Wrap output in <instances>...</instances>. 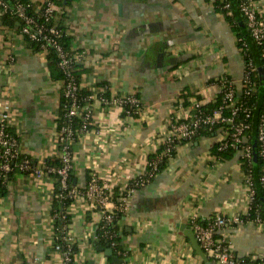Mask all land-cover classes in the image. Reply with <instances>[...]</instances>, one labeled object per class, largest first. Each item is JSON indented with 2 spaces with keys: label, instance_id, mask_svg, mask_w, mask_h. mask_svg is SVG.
Instances as JSON below:
<instances>
[{
  "label": "crops",
  "instance_id": "obj_1",
  "mask_svg": "<svg viewBox=\"0 0 264 264\" xmlns=\"http://www.w3.org/2000/svg\"><path fill=\"white\" fill-rule=\"evenodd\" d=\"M30 1L38 9L44 0ZM216 1L70 0L65 5L63 25L70 51L80 57V87L96 95L105 86L107 96L135 95L140 101L139 113L126 116L124 107L103 106L95 95L90 99L89 129L72 144L75 186L84 187L95 173L101 184L126 187L144 171L171 118L188 117L195 103L216 101L221 79L241 91L245 63L237 32ZM254 3L264 14V0ZM62 89L47 54L0 20V105H10V128L18 134L21 153L36 160L57 155ZM219 137L217 130L178 145L165 168L130 195L117 220L125 252L120 264H202L180 225L190 228L193 216L206 220L246 212L249 187L239 153L220 161L213 154ZM55 182L47 174L40 179L11 174L0 194V264H61L53 247ZM68 212L75 261L109 264L91 237L99 212L81 195ZM225 233L236 257L264 253V227L247 222Z\"/></svg>",
  "mask_w": 264,
  "mask_h": 264
},
{
  "label": "built area",
  "instance_id": "obj_2",
  "mask_svg": "<svg viewBox=\"0 0 264 264\" xmlns=\"http://www.w3.org/2000/svg\"><path fill=\"white\" fill-rule=\"evenodd\" d=\"M239 11L244 17V22L247 27L249 36L260 46H262V56L264 58V14L261 13L254 3V0H237ZM0 5L6 8L5 3L0 0ZM27 5L17 2L14 4L13 13L22 22L19 33L25 38L28 43L31 41L39 44L41 51L47 50L52 47L57 54L58 67L64 75L62 95L67 100L66 111L63 114L65 120L58 125L56 129V142L58 157L60 165L58 167L46 166L41 160L33 161V158L26 153H21L18 148V134L10 133L7 128L14 126L10 119V105L4 102L0 105V182L5 185L8 184L9 175L13 168L16 167L23 173L30 174L35 179H40L44 173H55L59 181L60 187L64 192L54 194L58 199L64 198L66 195L76 199L79 195L86 198V200L96 209L100 214V220L96 225L93 233H91L92 240L102 239L108 243V247L112 249L115 247L114 237L115 231L112 230L114 224L115 214L124 213L128 207V199L132 193L143 187L148 183V179L143 177V172L134 176L128 181L130 188L124 191L126 187L121 188V193L114 199L112 195V188L107 185L101 184L98 181L95 173L89 176L86 185L82 188L73 186L68 188L69 174L72 171V148L71 145L75 137L82 131L89 129L91 123V109L89 105H82L79 97V81L74 73L73 65L78 63L80 57L69 50L63 48L59 43L61 30L55 26L48 25L49 19L52 17L56 5L51 0H44L43 4L39 6L38 10L41 11L40 16H35L27 11ZM228 7V3L224 5ZM230 14V12H228ZM241 40V39H239ZM256 69L251 61L245 64L244 75L242 80V88L244 94H248L255 89L252 81L250 80L251 73ZM258 70V69H257ZM264 70V68H263ZM222 94L221 100L218 102L217 107L211 113H201L198 109L200 103H195L194 113L190 119L171 118L168 126V132L162 136L160 144L166 146V159H170V150L175 147V143L180 139L191 140L193 136L200 129L210 130L214 125H220V137L218 139V150L224 149L227 142V135L231 140L230 145L237 146L239 157L245 159L248 163L251 162L253 155V147L245 141L244 130L248 128V124L243 120L235 121V117L239 110L245 113L248 117L246 107L240 108L237 104L236 92L232 83L227 79H221L218 83ZM95 95V93H94ZM94 95H87V99H92ZM97 95V96H96ZM95 97L98 98L99 103L103 106H110L117 104L125 108L127 104L126 116H131L133 113H139L140 101L135 95H127L124 97H112L106 95V87H102ZM228 109L229 113L226 115L224 112ZM77 118L81 122L79 130L73 127L72 120ZM229 129V130H227ZM257 144L259 146L258 154L264 158V113L260 117L257 129ZM162 159L161 155L156 156L153 160L147 163L153 168ZM238 161L240 163L241 160ZM146 163V164H147ZM46 169V170H45ZM245 177V182L249 187L248 194V207L245 213H237L233 215H215L206 220H200L199 217L193 216L189 223L190 229L206 254L213 264H250L257 260V264H264L263 254H250L248 255L251 262L246 260V256L236 257L231 250V242L226 236V230L232 228L234 225H242L250 222L256 226L264 227V218L259 215H251L252 201L254 200L255 191L252 185L251 172L242 169ZM259 180L264 187V169L260 174ZM123 191V193H122ZM257 210V207L255 208ZM66 210L54 212V215H60L62 219H66ZM52 215V219H53ZM69 225L65 222L61 228L54 232L53 247L59 253L61 264H79L75 261V253L72 254V246L74 239L68 232ZM90 236L88 235L89 238ZM123 258L125 252L118 251ZM117 256V255H116Z\"/></svg>",
  "mask_w": 264,
  "mask_h": 264
},
{
  "label": "trees",
  "instance_id": "obj_3",
  "mask_svg": "<svg viewBox=\"0 0 264 264\" xmlns=\"http://www.w3.org/2000/svg\"><path fill=\"white\" fill-rule=\"evenodd\" d=\"M5 5L6 8H3L0 5V11H1V23L4 25H11L17 28V30H20V26L22 24V22L19 20V18L13 13V8H14V4L17 2L23 3L25 5H27V11L29 13L34 14L35 16H40L41 11L36 9L35 5L33 3H31L30 0H2ZM55 5H56V9L53 11L52 17L49 19V23L48 25H52L55 26L57 28H59L61 30V35L59 37V43L63 46L64 49L69 50V37L66 35L65 33V26L63 25V20L65 18V11L63 10V8L65 7V5H67V3L70 0H51ZM216 6L218 7V9H220L223 14L228 18V20L231 22V26L232 28H234V30L237 32V36H238V46L240 48V51L242 53L243 59H244V63L247 64L248 61H251L252 64L256 67V69L251 73L250 76V80L252 81V84L254 85L255 89L253 91H250L248 94H244V89L242 88L241 91L239 93H236V101L237 104L239 105L240 108L246 107L247 111H248V117L245 116V113H243L241 110H239V112L237 113L236 117H235V121L238 120H243L248 124V128L244 130V135L247 137V143L251 144L253 147V143H255V147L253 148L254 152H255V157L252 155V159L251 162L248 163L245 159H241V157H239L240 161V165L242 167V169H245V171L249 170L251 172V179H252V185H253V189L255 191V197L254 200L252 201V209H251V215L255 216V215H259L260 217L264 218V187L262 186L259 177L260 174L262 173L263 169H264V158H262L259 154H258V150H259V146L257 144L256 141V137H257V129H258V124L260 121V117L261 115L264 113V81H263V86H260V80H259V76H258V68L262 67L264 68V58L262 56V46L258 45L253 39L252 37L247 38V35H249V33L244 32L245 29H247L245 22H244V17L242 16V14L239 11V7H238V1L237 0H217L216 2ZM228 3V7H224V5ZM43 4V2L41 3V5ZM228 12H230V14H228ZM238 13V16H236ZM40 20H42V17L40 16L39 18ZM241 25H244V27L242 28ZM241 39V40H239ZM29 45L35 50V51H39V44L37 42H30ZM48 58H49V68L51 70L52 76L55 78H58L60 80L64 79V75L62 73V71L60 70V68L58 67V59H57V54L54 51V49L52 47H48L47 50L44 51ZM76 64L75 63L73 65L74 68V73L76 75L77 80L78 78V73L76 70ZM87 91H84L83 88H79V97L81 99V104L82 105H89L91 103L90 99H87ZM183 97H187L188 93H182ZM222 94H218L217 96V100L214 102H207L205 104H202L199 107V111L201 113H211L218 105V102L221 100ZM220 103V102H219ZM67 100L63 97V95H61L60 98V103H59V112H58V116L56 118V124L57 127L58 125L61 124V122L63 120H65V117L63 118V114L66 111V107H67ZM128 109L127 104H125V108H124V113L126 114V110ZM196 110H193L192 113H194ZM192 113L186 118V119H190L192 116ZM226 115H228L229 111L228 109L225 110L224 112ZM132 115H135V113H133ZM174 120V122H177V120H175V118H172ZM73 123V127L77 130L80 129L81 127V122L79 119L74 118L72 120ZM220 125H214L210 130L208 129H200L191 140L195 139L196 137L203 135V134H208V135H214L216 134L217 130L219 129ZM8 131L10 133H14V131L11 128H7ZM229 130V129H227ZM230 131V130H229ZM77 138V136L75 137V139ZM227 142L228 144L226 145V147L224 149L218 150V146H219V141H217L214 146H213V154L218 157V159L220 161H225V160H230L231 158H233L235 156L236 153H238V147L237 146H232L230 145L231 140L229 139V135H227ZM190 140L187 139H180L179 141H177L174 145V149L172 148L170 150V156L172 157L175 153V150L177 148L178 145L186 143ZM73 144V143H72ZM72 148V145H71ZM164 151H166V146L164 144H159L157 149L148 156V162L153 160L156 156L161 155L162 159L160 160V162L156 165V168L153 169L148 163L145 165L144 168V172H143V177L148 179V182L150 180H152L154 178V176L161 172L166 164H167V160L166 159V155H164ZM33 161H37L36 159H33ZM42 163H44L46 166H52V167H58L60 165V161L58 159V157H50V158H46L44 160H41ZM150 163V162H149ZM46 170V169H45ZM13 172H22L20 170H18L16 167L13 168L12 172L9 175V178L11 177V174ZM47 175H51L55 178V194H57L58 192H64L63 189L60 187L59 181L56 177L55 173H44ZM73 179H74V175L72 174V171L69 174V179H68V188H71L73 186H75V184L73 183ZM89 179V177H88ZM132 183V181L130 182V184ZM130 184H128L125 188L124 191H127L130 188ZM6 185L4 183H2V181L0 182V194L5 193L6 191ZM121 193V189L117 188V187H113L112 188V195L113 198L115 199L119 194ZM123 193V191H122ZM74 201L73 198L69 197V196H65L64 198L58 199L55 195L53 197V204H52V215L53 217V227H54V232H56L57 229L61 228V226L63 225V223H67L68 225L70 224V218H71V214L68 212V208L69 206L72 204V202ZM257 207V210L255 209ZM57 211H67L66 212V219H62L60 217V215L55 216L54 212ZM122 217L121 213H116L115 214V219H114V224L112 225V230L115 231V237H114V242H115V247H113V252L115 255H117L118 257H122L120 254H118V251H122V246H121V238H120V232L117 226V220L120 219ZM97 245H101L102 247L106 248L108 247V243L103 241L102 239H97L93 241V246L96 247ZM76 252V244L74 243L72 246V254ZM246 260L248 262H251V259H248L249 256H246ZM106 260L108 261L109 264H112V261L110 258L106 257ZM253 264H257V260L252 261ZM202 264H206L205 262H202ZM210 264H213L210 261ZM252 264V263H250Z\"/></svg>",
  "mask_w": 264,
  "mask_h": 264
},
{
  "label": "water",
  "instance_id": "obj_4",
  "mask_svg": "<svg viewBox=\"0 0 264 264\" xmlns=\"http://www.w3.org/2000/svg\"><path fill=\"white\" fill-rule=\"evenodd\" d=\"M241 27H244V25H241ZM258 76H259V80H260V86L262 87L263 81H264V70L262 67L258 68ZM254 147H255V143H253V148ZM253 156L254 157L256 156L254 150H253ZM74 181L75 180H73V183H75ZM180 229L182 230L184 235L189 239L190 245H191L192 249L194 250V252L201 258V260L203 262H205L206 264H210V260L206 256V254L204 253L202 248L200 247V245H199V243H198V241L194 235V232L190 228L186 227V225L184 223H182L180 225ZM96 249L98 251H101L105 255V257L110 258L114 264H120L123 262V259L116 256L113 253L112 249H110V248H107V247L104 248L101 245H97ZM88 264H93V260H89Z\"/></svg>",
  "mask_w": 264,
  "mask_h": 264
}]
</instances>
